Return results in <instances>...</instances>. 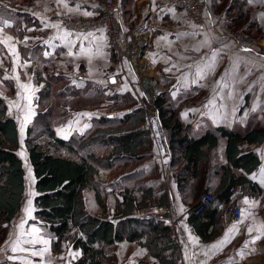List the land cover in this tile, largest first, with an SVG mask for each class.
Masks as SVG:
<instances>
[{"label": "crops", "instance_id": "crops-1", "mask_svg": "<svg viewBox=\"0 0 264 264\" xmlns=\"http://www.w3.org/2000/svg\"><path fill=\"white\" fill-rule=\"evenodd\" d=\"M233 1L208 0L207 19L201 26L193 24L184 10L173 6L171 0H133V14L129 17L126 9L121 8L126 27L140 26L147 33L146 60L157 74L161 73L160 94L170 95L178 117L189 127L190 135H201L219 126L241 133L252 128H264V0H253L252 3L245 0L255 12L254 28L259 38L242 29H230L232 21L228 12L232 10ZM52 12L77 18H95L98 15L96 0H0V30L3 29L5 41L11 43L12 39L15 42L18 40L23 58V62L19 61L17 66L10 60V70L0 68V94L9 115L17 123L18 118L9 109H35L38 101L36 93L43 84L36 79L35 73L38 71L43 77L64 74L71 83L91 81L108 93L116 91L113 84L120 82L124 91H132L137 95L133 69L126 59L120 58L116 51L109 48L103 29L74 32L53 22L50 19ZM37 60L43 62L41 66ZM53 62L58 63L55 68L59 69L62 65L64 69L52 67L51 70L49 65L51 71H48L47 64ZM109 108L113 111L111 116L121 114L118 109ZM37 113L33 110L32 118ZM77 114L55 126L59 138L68 140L84 133L93 117L103 115L89 108L79 109ZM18 131V154L25 169V192L18 213L3 224L0 264H50L55 258L50 230L34 214V199L38 192L35 189L36 177L25 148L27 130L23 137L19 126ZM239 147L240 153L253 151L260 159V165L252 172L240 170L257 183L260 191L254 192L248 186L237 185L229 201L217 202L214 205V222L207 230L208 233L213 231L214 237L209 240L202 239L190 220L188 205L195 200L189 196L190 188L187 184L179 185L174 168L170 167L168 171L162 168L155 142L150 157L130 164H118L119 170L112 173L110 179L123 183L122 177L131 179L138 170H144V176L130 180V185L143 186L145 191L152 189L159 201L171 204L176 214L181 215L176 231L180 264H264V139L252 143L244 140L239 143ZM217 152L221 154L219 161L225 162L224 140ZM209 163L210 173L206 171L213 185H216L218 178L214 170L217 163L214 160ZM206 165L201 166L206 168ZM121 190L122 186H119L115 192ZM184 194L187 197L184 198ZM27 195L32 201L31 205L26 202ZM148 202L150 200L145 204ZM235 203L243 207L242 217L237 221L232 219ZM25 208L30 209L31 215L25 212ZM234 225V230L229 233L228 230ZM226 234L227 242L216 248L211 247L224 240ZM257 236L260 238L255 239ZM33 240L37 242L31 243ZM42 240H47L48 245L39 242ZM45 245L48 246L46 252L42 251L47 247ZM64 246L68 245L62 244V249ZM13 247L17 251L13 252ZM33 252H42V255L34 256ZM139 260L144 258L140 257Z\"/></svg>", "mask_w": 264, "mask_h": 264}, {"label": "trees", "instance_id": "trees-1", "mask_svg": "<svg viewBox=\"0 0 264 264\" xmlns=\"http://www.w3.org/2000/svg\"><path fill=\"white\" fill-rule=\"evenodd\" d=\"M236 1L230 9L233 10L237 3L244 7L240 9L239 16L232 19L246 18L247 11H251L253 19H250V24L256 27L254 10L245 0ZM128 2L133 0H122L121 8L126 9ZM35 75L39 83L43 82L49 99L69 96L68 103L89 109L109 101L110 106L121 113L117 116H95L84 133L63 140L56 135L55 125L68 115L63 114L53 120L52 109L55 106L51 101L45 112L48 117L45 119V131L35 133L33 125L27 128L25 148L38 192L34 199V214L50 230L53 249L60 252L62 244H66L79 251L73 264H107L112 256L111 249L127 242L144 250L140 255L144 260L140 264H180V245L171 235L170 228L136 214L148 200L168 205L159 201L152 189L145 191L143 186L130 185V180L144 176V170H138L131 179L122 177L123 183L110 179V175L119 170L118 164H130L150 157L154 141L146 125V112L137 105V95L124 89L108 93L87 80L80 84L71 83L64 74L43 77L38 71ZM156 104L172 152L170 167L174 168L179 185L187 184L194 202L202 189L214 194L215 200L203 212H189L190 220L202 239H212L213 231L208 233L207 230L214 222V205L219 201H229L237 185L260 191L257 183L240 172H252L260 165V159L253 151L240 153L239 143L244 140L262 142L264 128H252L241 133L219 126L194 136L189 134V127L178 117L169 94L161 93ZM64 105L58 109H63ZM222 140L225 162L219 161L221 154L217 152ZM18 147V123L9 115L0 94V242L4 238L3 224L18 213L25 192V169ZM60 148L64 151L60 152ZM211 160L217 163L214 170L218 178L216 185L210 180ZM205 163L206 168L201 166ZM157 173L160 175L159 170ZM119 186L122 190L117 193L115 189ZM183 197H187L186 194Z\"/></svg>", "mask_w": 264, "mask_h": 264}, {"label": "built area", "instance_id": "built-area-1", "mask_svg": "<svg viewBox=\"0 0 264 264\" xmlns=\"http://www.w3.org/2000/svg\"><path fill=\"white\" fill-rule=\"evenodd\" d=\"M171 4L184 10L188 19L195 25H204L207 19L208 0H171ZM98 15L95 18H77L60 16L52 12L50 19L61 27L74 32L90 31L97 28L104 30L108 46L116 51L120 58L128 61L135 73L137 87V105L143 108L147 115L146 125L150 129L154 142L158 147L161 166L166 171L170 168L172 152L169 147L165 128L163 126L160 111L156 104L161 89L157 78L145 70V63H141L142 55L146 53L147 33L142 27L125 26L121 14V0H96ZM116 91H122L120 82L113 84ZM98 114L111 115L112 110L98 109ZM121 155V153H119ZM135 156V153H132ZM215 200L214 194L205 189L199 193L196 201L188 208V212L199 214L210 206ZM243 207L235 203L232 210V219L239 220L242 217ZM141 218H149L167 225L171 235L176 238V231L181 221V215H177L171 204L160 205L150 201L143 205L136 213ZM212 226L210 227V230Z\"/></svg>", "mask_w": 264, "mask_h": 264}, {"label": "rangeland", "instance_id": "rangeland-1", "mask_svg": "<svg viewBox=\"0 0 264 264\" xmlns=\"http://www.w3.org/2000/svg\"><path fill=\"white\" fill-rule=\"evenodd\" d=\"M18 1H20V2H24V1L30 2L31 0H18ZM237 1L239 2L241 0H237ZM125 7H126V11L128 12V14H127L128 17L131 16L133 14L132 13V11H133V2H128L125 5ZM242 7H244V6L241 5V3H237L234 6V9L228 12V16L231 19L230 21H232L230 29H233V30L234 29H236V30L242 29L246 33L251 34V36H253L255 38H259L258 31L254 28L255 26L254 25L252 26L251 24H249L250 23V19H253V15H252L251 11H247V13L248 12L249 13H248V17H246V18H243V19H232V18H235V17L239 16L240 9ZM1 18L2 17L0 16V19ZM244 23H246V24H244ZM2 30H0V39H3L2 43L0 42V68L2 67L4 69L7 68V69L10 70V68H11L10 67V62H9L10 60H13V62H12L13 65L17 66V65H19V61L23 62V58L21 57V52H20V49H19V46H18L19 42H18V40H16V38H17L16 35L14 36V38H15V40L17 42H15L12 39L11 43H9V42L4 40L6 38H5V36H4L5 34H4V32ZM10 53H11V55H10ZM64 57H66V56H64ZM61 58H63V57H61ZM61 58H58V59H61ZM142 58H145V60L143 61L145 63V67H144L145 70H147L148 73L153 74L154 76H156V78H158L157 82H158V85L160 86V89L162 91V87L160 85L161 84V78H160L161 77V73L158 71L159 73L157 74L155 69H153L152 67L149 66L148 61L146 60L147 59L146 58V53H145V56H144V54L142 55ZM37 63H39V65L41 66L43 62L40 61V60H37ZM56 64H58V63L57 62L49 63V64H47L46 69L48 71H51L52 67L54 69H56V70H63L64 69L62 65H60L61 67L59 69L55 68ZM48 66H49V68H51V70L48 69ZM29 80H30V77H29ZM54 87L56 88L57 86L55 85ZM37 89L38 88H35V90H37ZM7 90L9 91L10 88H7ZM7 94L9 95L11 93H7ZM36 96L38 97V101H37V105H36L35 109H33V108H16V109L13 108V109H9V110H11L13 112V115H15L18 118L19 129H21V126H23V128H24L23 135H21L22 137L26 134L25 130H27V128L29 126H31V125H33V127L35 128L34 129L35 133H39L40 131L45 129V127H47L46 124H45V119H48V117L45 115L46 114L45 112L48 110L49 105L52 104V103L55 106L54 109H52V111H53V115H52L53 120L58 118V117H61V115H63V114L64 115H68L67 117L78 116L79 114H77V113H78L79 109H82V108L78 107L75 104L68 103L69 96H67V97H58V98H50L49 99L48 95H46V91L44 90V85L43 84H42L39 92L36 93ZM51 101H53V102L51 103ZM61 104L62 105L66 104V106L64 105L63 109H58ZM110 105H111V103L104 102V103L101 104V106L96 107V108H92V109L95 112H97L98 109L111 110L109 108ZM84 109H88V108H84ZM33 110L38 111V113H37L36 116H34L32 118L31 115H33L32 114ZM67 117H65L64 120H66ZM64 120H62L61 123ZM61 123H57V124H61ZM43 131H45V130H43ZM76 131H78V130H76ZM59 151L61 152V151H64V150L62 148H60ZM28 189L30 190V187ZM28 196L29 195H27V197ZM26 200H27L26 202H28L29 197ZM39 242H41V241H39ZM47 245H45V247ZM64 247H63L62 251H60V252L59 251L56 252L54 249H52L53 252H54L55 258L52 259L50 264H66V262L69 263V264L70 263L73 264V261L76 259V257L79 256V251L73 250L70 246L69 247L66 246L65 248ZM46 248H48V246ZM77 253H78V255H77ZM141 253H144V250L139 249L138 246H136L134 243L124 242V243H121L119 245L114 246L111 249L110 254L112 256H111V259H110L109 263H107V264H140L143 261V260H139L140 255H142ZM104 264H106V263H104Z\"/></svg>", "mask_w": 264, "mask_h": 264}, {"label": "snow or ice", "instance_id": "snow-or-ice-1", "mask_svg": "<svg viewBox=\"0 0 264 264\" xmlns=\"http://www.w3.org/2000/svg\"><path fill=\"white\" fill-rule=\"evenodd\" d=\"M252 2H253V0H249V3H252ZM86 14L90 15V13H86ZM45 55H47V53H45ZM69 55H72V53L69 52ZM20 131H21V135H23V132H24V128H23V126H21ZM262 174H264V169H262ZM262 183H264V181H262ZM245 202L247 203V200H246ZM31 203H32V201L29 200V201H28V205H31ZM25 212H27L28 215H31V211H30L29 208H25ZM234 228H235V225L233 226L232 229H229L228 232L231 233V232L234 230ZM33 231L38 232L39 230H38V229H33ZM249 232H251V229H249ZM227 235H228V234H226V237H225L224 240L218 242V244H216V245H212L211 247H212V248H216V247H218L219 244H223V243L227 242ZM259 238H260V237L257 236L255 239H259ZM36 242H37L36 240L31 241V243H36ZM41 242L44 243V244H48V241H47V240H42ZM245 247H247V242H246V244H245ZM12 251H13V252L17 251V248H16V247H13ZM42 251L46 252V251H48V249L45 248V249H43ZM32 255H34V256H35V255H42V252H33ZM77 255H78V253H77ZM8 259H14V257H8Z\"/></svg>", "mask_w": 264, "mask_h": 264}, {"label": "bare ground", "instance_id": "bare-ground-1", "mask_svg": "<svg viewBox=\"0 0 264 264\" xmlns=\"http://www.w3.org/2000/svg\"><path fill=\"white\" fill-rule=\"evenodd\" d=\"M143 61H144V60H141V63H144Z\"/></svg>", "mask_w": 264, "mask_h": 264}]
</instances>
